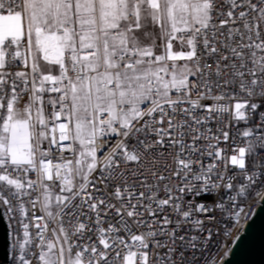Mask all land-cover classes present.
Segmentation results:
<instances>
[{
    "label": "snow or ice",
    "instance_id": "1",
    "mask_svg": "<svg viewBox=\"0 0 264 264\" xmlns=\"http://www.w3.org/2000/svg\"><path fill=\"white\" fill-rule=\"evenodd\" d=\"M257 185L264 0H0V208L20 217L19 264H195Z\"/></svg>",
    "mask_w": 264,
    "mask_h": 264
},
{
    "label": "built area",
    "instance_id": "2",
    "mask_svg": "<svg viewBox=\"0 0 264 264\" xmlns=\"http://www.w3.org/2000/svg\"><path fill=\"white\" fill-rule=\"evenodd\" d=\"M225 119H228L225 116ZM237 127L241 129L244 127L243 122H240ZM67 143V142H65ZM236 145L244 146V141L237 136L236 137ZM224 144H221V147H224ZM235 146V145H234ZM231 153V149H229V155ZM167 155V153H165ZM59 156L58 152H54V162L55 157ZM64 156L67 158H72L69 152H64ZM168 163H172L171 157L168 158ZM163 164V160L161 161ZM159 167V166H158ZM234 171H239L238 169H234ZM147 174V173H146ZM129 182H132V178L129 177ZM148 182L152 183V178L148 175ZM224 195V201H228V194ZM214 196H209L208 199L211 201L214 199ZM264 198V185H257L253 190L249 191L245 197H240L237 200L239 204V208L235 209L236 212L239 213L237 216L233 215L231 217H220L218 216L219 223L213 226L214 237L213 240L209 243L207 249H196L189 250L188 256L189 259L192 258L194 253L195 255V264H204L205 258L211 256L215 259L216 264H221L225 258H228L229 251L234 245V241L237 237H239L243 233V229L248 221L255 214L257 207L261 204L262 199ZM1 211L5 217V220L9 227V258L8 264H19V242L23 240V233L20 224L17 222L20 218L17 216V219H10L9 214L1 208ZM39 211H37V215H41ZM113 222H115V218H113ZM107 225H105L106 227ZM30 232L34 235L36 229L34 227H30ZM228 232L230 234L225 235ZM31 248L30 245L26 246V251H28L29 256H31V252L29 251ZM135 250V249H133ZM123 255V253H122Z\"/></svg>",
    "mask_w": 264,
    "mask_h": 264
},
{
    "label": "water",
    "instance_id": "3",
    "mask_svg": "<svg viewBox=\"0 0 264 264\" xmlns=\"http://www.w3.org/2000/svg\"><path fill=\"white\" fill-rule=\"evenodd\" d=\"M9 227L0 208V264H8ZM221 264H264V198Z\"/></svg>",
    "mask_w": 264,
    "mask_h": 264
},
{
    "label": "rangeland",
    "instance_id": "4",
    "mask_svg": "<svg viewBox=\"0 0 264 264\" xmlns=\"http://www.w3.org/2000/svg\"><path fill=\"white\" fill-rule=\"evenodd\" d=\"M173 50L174 51L180 50L179 41H173ZM180 63H182V62H180Z\"/></svg>",
    "mask_w": 264,
    "mask_h": 264
}]
</instances>
